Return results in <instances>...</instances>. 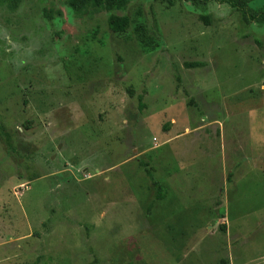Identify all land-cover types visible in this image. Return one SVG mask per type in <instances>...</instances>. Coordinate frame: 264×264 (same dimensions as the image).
Segmentation results:
<instances>
[{"label":"rangeland","instance_id":"obj_1","mask_svg":"<svg viewBox=\"0 0 264 264\" xmlns=\"http://www.w3.org/2000/svg\"><path fill=\"white\" fill-rule=\"evenodd\" d=\"M0 264H264V26L1 3Z\"/></svg>","mask_w":264,"mask_h":264},{"label":"trees","instance_id":"obj_2","mask_svg":"<svg viewBox=\"0 0 264 264\" xmlns=\"http://www.w3.org/2000/svg\"><path fill=\"white\" fill-rule=\"evenodd\" d=\"M21 0H0V4L3 2H15L19 3ZM117 1V0H67L68 7L73 11L76 17L84 18L85 16L92 15V13L99 12L105 10L106 4L108 2ZM198 2L200 4H210L217 3L220 5H228L236 11L243 14L244 20L249 23H257L260 26H264V8L259 10H253L250 7V3L252 0H192ZM58 17H62L63 14L61 11L56 12ZM55 11H46L45 17L52 21L54 20ZM157 29V28H156ZM156 29H152L149 26V33L156 38L159 42L162 41L160 39L159 34ZM148 176L150 177V181L152 185L155 186L159 192V196L161 197L164 193L165 188L163 185L154 177L151 171H147Z\"/></svg>","mask_w":264,"mask_h":264},{"label":"crops","instance_id":"obj_3","mask_svg":"<svg viewBox=\"0 0 264 264\" xmlns=\"http://www.w3.org/2000/svg\"><path fill=\"white\" fill-rule=\"evenodd\" d=\"M160 183H161V182H160ZM155 188H156V187H155ZM164 188H165V187H164ZM156 197L159 198L160 200H164V199L167 197V190H166V188H165L164 193H163V195H162L161 197L159 196V192H158V190H157Z\"/></svg>","mask_w":264,"mask_h":264}]
</instances>
